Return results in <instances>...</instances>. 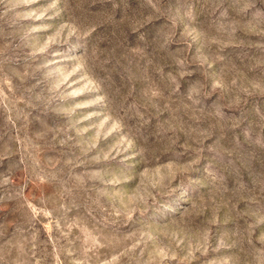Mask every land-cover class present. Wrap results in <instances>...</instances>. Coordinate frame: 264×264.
Segmentation results:
<instances>
[{
	"label": "rangeland",
	"instance_id": "1",
	"mask_svg": "<svg viewBox=\"0 0 264 264\" xmlns=\"http://www.w3.org/2000/svg\"><path fill=\"white\" fill-rule=\"evenodd\" d=\"M0 264H264V0H0Z\"/></svg>",
	"mask_w": 264,
	"mask_h": 264
}]
</instances>
